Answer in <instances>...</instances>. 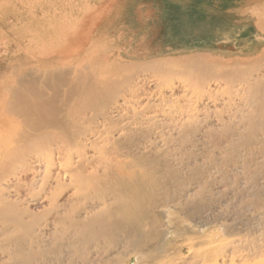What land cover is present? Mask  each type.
<instances>
[{
	"label": "bare ground",
	"instance_id": "obj_1",
	"mask_svg": "<svg viewBox=\"0 0 264 264\" xmlns=\"http://www.w3.org/2000/svg\"><path fill=\"white\" fill-rule=\"evenodd\" d=\"M118 3L0 0V37L15 44L8 48L14 53L9 57L16 60L17 53L25 54L24 62L9 65L0 83V162L11 154L26 153V171L40 183L41 193L52 178L57 190H70L64 204L48 202L45 214L37 218L19 209L17 195L0 189V225L9 234L5 240L9 249L0 245V251H7L11 264H35V247L47 242L46 232L57 226L66 229L67 247L82 262L99 255L91 250L96 243L112 242L118 233H124L134 239L130 253L141 264L148 259L147 243L157 235L160 222L163 231L156 251L168 234V213L160 210L168 206L155 200L159 195L170 199L166 186L179 181L175 167L181 163L175 151L198 147L209 128L223 124L217 107L221 102L217 98L219 80L235 82L238 73L211 72L200 66L207 62L205 57L197 56L195 64L186 62L185 71L179 73L192 80L196 90L191 96L182 82L175 81L178 73L173 70L160 67L151 75L125 74L128 67L122 56L100 44L105 28L123 11ZM248 12L257 18L252 23L255 29L264 32V9L259 4ZM40 40L47 45L33 48ZM22 41L28 46L23 48ZM242 43L246 49L255 46L250 41ZM31 49L34 53L28 55ZM263 78L254 76L236 86L235 93H244L251 104L252 120L243 122L235 133L237 144H230L234 149L254 144L262 129ZM175 102L179 106L169 105ZM55 167L57 172L52 174ZM194 194V188L184 193L186 197ZM37 197L33 195L29 201ZM259 233L261 238L236 257L229 252L233 247L224 249L221 264H264V229ZM110 259L103 264L118 260Z\"/></svg>",
	"mask_w": 264,
	"mask_h": 264
},
{
	"label": "rangeland",
	"instance_id": "obj_2",
	"mask_svg": "<svg viewBox=\"0 0 264 264\" xmlns=\"http://www.w3.org/2000/svg\"><path fill=\"white\" fill-rule=\"evenodd\" d=\"M118 4L124 6L123 11L105 28L108 37L105 35L100 44L102 49H112L122 56L128 67L125 74L151 75L155 74V68L160 67L173 70L178 73L173 77L175 81L182 82L186 86L187 96H191L196 90L192 80L179 73L185 71L186 62L195 64L197 56L205 57L207 64L204 62L200 66L211 72L238 73L235 82L219 80L217 98L221 102L217 107L223 124L209 128L204 143L198 147L175 151L181 163L179 168L175 167L179 181L166 186L170 199L166 201L159 195L155 200L160 205L165 203L168 206V209L160 208L168 213V234L164 237L162 248L156 251L154 247L161 240L163 231L160 222L157 235L146 245V249H149L148 259L141 263L221 264L225 259L224 249L233 247L229 248V252L232 251L231 256L236 257L242 253L241 250L260 239L259 232L264 229V221L261 220L264 219V119H260L262 129L258 130L254 144L235 146V149L230 145L237 144L235 133H238L243 122L252 120L251 104L244 93H235L236 86L254 76H264V32L259 33L255 29L252 23L256 24L257 18L248 12L250 7L259 4L264 9V0H119ZM242 41L253 42L255 46L246 49ZM19 43L23 48L28 46L26 41ZM36 44L47 45L45 40H40L34 42L32 47ZM14 45L10 38L0 37V83L8 74L10 64L16 66L25 60L24 52L17 53L20 57L16 60L9 57L14 53L8 48L10 46L12 49ZM29 51L26 52L28 55L34 53L32 49ZM177 103L169 105L179 106ZM229 140L233 142L226 143ZM220 142L224 144L219 145ZM19 154H11L9 159H4L8 161L0 162V189L7 188V191L17 195L21 200L19 209L40 218L45 214L48 202L55 200L58 204H64L70 190H57L52 178L41 193L40 183L34 182L26 171V153L25 156ZM55 168L52 174L57 172L58 168ZM208 168L211 170L208 171ZM216 168H219V172L214 173ZM189 188H194L195 194L186 197L184 193ZM36 194L38 197L30 202V197ZM200 223L205 225L201 226ZM2 227L0 225V245L6 246L5 240L9 234ZM45 235L47 242L34 249L37 252L35 264H87V261L103 264L110 258L118 259L113 264H138L130 253L134 239L124 233H118L112 242L96 243L91 250L99 252L100 256L95 255L86 262H82L67 247L65 228L57 226L56 230L50 229ZM6 249L9 247L6 246ZM6 253L0 251V263L11 264ZM108 254L110 256L106 257Z\"/></svg>",
	"mask_w": 264,
	"mask_h": 264
}]
</instances>
